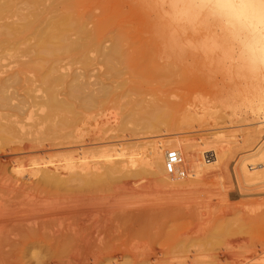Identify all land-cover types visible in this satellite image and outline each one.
Segmentation results:
<instances>
[{
	"label": "bare ground",
	"instance_id": "6f19581e",
	"mask_svg": "<svg viewBox=\"0 0 264 264\" xmlns=\"http://www.w3.org/2000/svg\"><path fill=\"white\" fill-rule=\"evenodd\" d=\"M44 29L47 33L49 27ZM66 29L60 28L58 40L50 34L63 49L70 47ZM118 41L112 47L123 48L124 41ZM53 43L55 48L59 44ZM46 48L37 54L41 59L52 53ZM29 60L0 75V264H205L203 249H195L200 257L192 254L189 232L175 233L170 198L226 172L225 152L210 149L215 139L156 130L176 120L166 109L169 103L144 120L135 110L92 109L100 97L95 90L86 92L81 74L63 73L61 62ZM251 90L245 104L253 107L256 101L255 110L263 112L264 88ZM78 101L82 109L75 107ZM205 114L179 117L177 129L210 115ZM256 135L250 131L245 144L251 145ZM171 148L183 157L173 174L166 167ZM249 148L247 157L254 154ZM260 159L253 172L241 164L238 185L264 179V153Z\"/></svg>",
	"mask_w": 264,
	"mask_h": 264
},
{
	"label": "rangeland",
	"instance_id": "374dc122",
	"mask_svg": "<svg viewBox=\"0 0 264 264\" xmlns=\"http://www.w3.org/2000/svg\"><path fill=\"white\" fill-rule=\"evenodd\" d=\"M166 4L167 0H0V75L31 57L29 62H61L63 73L81 74V82H87L86 92L95 90L100 97L99 104L92 109L135 110L144 120L157 107L163 109L169 103L171 108L166 109H171L178 122L167 123L172 127L177 125L169 129L167 123H161L156 130L184 131L198 139L201 135V139L207 138L209 142L215 139L217 144H212L210 149L217 147L225 152L228 162L223 175L201 181L195 184L196 188L173 192L170 205L175 233L189 232L190 250L199 255L203 249L199 257L205 264H264V179L251 184L236 183L241 164L245 163V169L253 172L255 164L262 161L264 111L255 110L256 101L253 107L246 105L245 98L251 89L264 88V81L230 73L216 58L206 57L189 47L190 41L196 44L205 33L178 28L166 15ZM66 27L69 32L65 43L70 47L63 49L55 40L62 33L60 28ZM43 31L44 37L51 39L48 40L51 44L47 43L49 52L55 51L47 52L50 55L44 51L46 55L41 59L42 55L37 54L45 50L44 42H47ZM50 34L57 39L53 40ZM119 38L124 41H121L124 49L112 47L116 39L120 42ZM52 43L62 47L59 44L52 47ZM55 52L59 54L57 57L53 55ZM118 52L122 55L115 56ZM118 56L121 57L117 60ZM122 56L128 59L122 60ZM35 73L36 69L30 75ZM75 107L82 109L79 101ZM203 113H206L204 117L211 116L177 129L179 117ZM142 126V133H146V127ZM250 131L257 135L251 145H246ZM249 146L254 154L247 157L244 151ZM232 165L236 167L233 169ZM160 193L156 198L161 202Z\"/></svg>",
	"mask_w": 264,
	"mask_h": 264
},
{
	"label": "clouds",
	"instance_id": "9594fccd",
	"mask_svg": "<svg viewBox=\"0 0 264 264\" xmlns=\"http://www.w3.org/2000/svg\"><path fill=\"white\" fill-rule=\"evenodd\" d=\"M166 8L178 28L205 33L189 47L230 73L264 81V0H167Z\"/></svg>",
	"mask_w": 264,
	"mask_h": 264
},
{
	"label": "built area",
	"instance_id": "2783aa9c",
	"mask_svg": "<svg viewBox=\"0 0 264 264\" xmlns=\"http://www.w3.org/2000/svg\"><path fill=\"white\" fill-rule=\"evenodd\" d=\"M183 163L182 154L176 150L172 149L167 152L166 167L169 173H175L176 169ZM252 168V166H250Z\"/></svg>",
	"mask_w": 264,
	"mask_h": 264
}]
</instances>
